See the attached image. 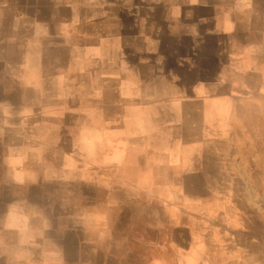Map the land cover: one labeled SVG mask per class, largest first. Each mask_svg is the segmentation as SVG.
Returning a JSON list of instances; mask_svg holds the SVG:
<instances>
[{
  "label": "crops",
  "instance_id": "crops-1",
  "mask_svg": "<svg viewBox=\"0 0 264 264\" xmlns=\"http://www.w3.org/2000/svg\"><path fill=\"white\" fill-rule=\"evenodd\" d=\"M254 103L264 0H0V264H264Z\"/></svg>",
  "mask_w": 264,
  "mask_h": 264
},
{
  "label": "rangeland",
  "instance_id": "rangeland-1",
  "mask_svg": "<svg viewBox=\"0 0 264 264\" xmlns=\"http://www.w3.org/2000/svg\"><path fill=\"white\" fill-rule=\"evenodd\" d=\"M256 105H258L259 103H254ZM260 104H264V103H260ZM259 104V105H260ZM252 118V121L255 123V125L260 124L262 126H264V115L262 114H258V113H255V114H252V115H248ZM256 134H255V137H264V130H259L256 126ZM255 201H261L264 200V196L260 195V196H255L254 197ZM257 214V213H256Z\"/></svg>",
  "mask_w": 264,
  "mask_h": 264
}]
</instances>
